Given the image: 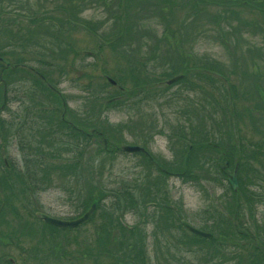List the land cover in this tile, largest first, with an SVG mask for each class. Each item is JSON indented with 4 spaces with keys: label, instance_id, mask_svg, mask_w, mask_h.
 I'll list each match as a JSON object with an SVG mask.
<instances>
[{
    "label": "rangeland",
    "instance_id": "obj_1",
    "mask_svg": "<svg viewBox=\"0 0 264 264\" xmlns=\"http://www.w3.org/2000/svg\"><path fill=\"white\" fill-rule=\"evenodd\" d=\"M14 1L0 0L2 8L0 51H6L11 61L26 60V63L38 68L41 65L34 59L38 57L37 54H44L43 59L48 62L51 70L48 77L58 82L57 89L66 96L68 107L78 113L79 117H84L83 111L92 107L97 112L98 103L94 104V102L100 96L114 94L115 85L108 82L107 77L110 74L124 77L127 60L133 63L138 57L137 60L148 63L147 68L153 70L156 76H159L162 71L173 72L170 64H173L174 71L179 74L182 73L184 64L190 70L187 69L183 82L168 84L167 81L175 76L173 74L164 78L165 83L149 85L148 89L151 92L161 96L158 100L144 99L145 97L139 93L135 98L136 105L130 107L127 103L119 104L118 99L109 100L111 104L106 101L108 108L101 110L100 113V119L105 120V125L111 126V134L114 137L120 134L123 136V139L115 144L118 145L117 148L122 149L127 143L141 145L143 141L155 157L172 163L177 173L180 170L185 174V177L179 176L175 170H170L169 174L161 176L137 154L138 151H122V153L115 152L111 156L107 155L105 167L101 173V182L106 188L111 189L120 188L119 184L123 182V186L133 185L130 194L137 202V206L140 205L138 208L125 210L121 218L125 225L132 228L135 236L127 232L123 236V233L110 229L111 236L105 237V233L100 231L99 226L103 221L101 211L96 212L94 218L91 217L92 219L90 218L75 231L51 232L49 228L44 227L42 219L38 218L39 212L62 219H71L79 212L76 187L69 184L65 180L66 176L57 170L52 175L56 178L54 185L38 191L37 194L35 191H28L27 199L19 196V199L13 202L18 209L17 213L27 215L25 219L29 224L25 226L26 230L29 233L33 232L32 235H19V241L15 243L12 242L16 239L14 236L9 235L10 239L6 236L0 238V255L4 256L2 260L9 259L10 264H142L140 259H137L136 263L129 260V256L137 257L138 250L140 251L139 248L142 246L143 264H177V256L178 260H181L180 257L186 259L184 264H196L201 261L202 257L213 251L212 248L215 245L208 242L197 243L194 237L191 242L183 241L177 245V238L191 239V233L185 228L184 231L179 225L177 215L201 229L205 225L207 227L213 225L211 228L214 231L220 228L224 232L232 233L231 226L234 221L227 206L233 203V198L227 178L238 163V159L241 160L242 157L239 149L237 150V144L242 141L247 145L244 146V150L249 155L250 151L257 150L255 146L251 147L250 143L259 142V136L261 137V132L264 131L262 128L264 123V29L261 30L264 20L258 9L239 6L238 12H235L229 5V11L223 14L224 18L229 19L227 23L223 19H213V16L216 17L227 7L224 4L203 0H198L200 4L195 3V0H159L152 8H149V3L140 0L142 7L145 5L144 7L148 10L144 14L140 12L141 6L128 9L135 27L133 32L127 33L125 29L127 19L121 22L112 17L113 14L109 10L113 9V6L108 10L99 5V1L96 0H17L20 1L17 3ZM71 1H81L80 10L76 8L72 11ZM188 9L202 11L203 13L195 15L201 18L195 19L196 17L192 14L190 20H186ZM69 11H72L70 13L72 18L74 14L78 17L79 23L81 21L89 28L83 27L81 23L76 24L78 26L74 28H72L74 23L67 25L65 21ZM21 15L29 21L41 19L42 24L38 26L28 21H21L25 20L20 19ZM240 17L245 19V23L240 22ZM51 20L57 25H62L61 22L64 21V25L60 28ZM255 22L259 23L260 27L254 30L252 23ZM138 24L143 26L137 33L136 25ZM20 26L22 27L20 29L29 30L32 27L41 31L45 30L43 33L48 39L47 43L56 55L52 54V56L48 52L46 44L39 45L37 42L34 46H27V49H34L32 54L25 56L24 49L19 47L21 53H16L21 56L15 55L13 52L15 47L7 45L6 38L11 36V33H8L9 30H15ZM185 29H187L186 34ZM164 37L165 39L167 37L169 41L163 39ZM181 37L182 42H180ZM116 38L120 40L115 41ZM158 39L165 40V45L161 41V46L158 48L156 46ZM142 41H145L144 47L141 44ZM177 42L178 48L190 58L186 55L182 57L180 51L177 53ZM130 47L136 51L131 50ZM152 56L157 59L151 58ZM161 57L165 60H161ZM200 64L221 67L226 79L215 76L213 73L217 74V71L211 69H209L211 72L198 73L201 68L198 67V70L194 66ZM65 71L68 73L65 74ZM206 78H213L215 84ZM151 79L154 78L151 77ZM9 80L13 82L11 77ZM28 80L18 75L15 83L30 89L29 85L34 84ZM126 84L128 85L127 82ZM230 84L235 90L229 89ZM165 85H168L167 88H164ZM13 92H17L16 86H13L10 91L11 94ZM18 95L22 98L20 90ZM232 103L238 112L237 121L235 118L237 115L233 112L231 114ZM8 105L7 110L0 111L1 117L9 118L15 111L18 112L19 117L25 116V107L18 104V101L12 99ZM54 107L53 101L49 109ZM60 116L61 114L57 117ZM71 117L69 115V118ZM251 117L254 121H251ZM124 124L129 125V128H122L121 131L113 129ZM178 134L190 137L193 143L201 141L202 146H197L201 149H195L191 155L188 154L185 142L179 138ZM6 137L7 146L0 150V156L2 160L7 161L8 167H10L9 162H13L15 167H20L22 165L21 148L8 136ZM206 139L219 141L222 147L220 144L212 146L205 142ZM89 141L90 145L86 149H89L91 153L90 156L85 157L89 156L90 161L96 156L94 149L97 148V144L106 143L99 137H92ZM228 157L232 158L233 164H230ZM259 158L258 154L255 157H249L248 163L261 170L264 176V167L259 162ZM184 163H189L188 170L190 166L192 167L193 176H187L189 171L186 168L183 170ZM85 165L89 164L85 163ZM237 167L239 179V174L241 175L243 171L239 170V163ZM147 173L154 178L158 188H161L166 197L146 193L139 176ZM1 174L4 175V168L0 163ZM251 175L249 173L246 177L248 183L252 182ZM254 182L264 186V180L257 178ZM67 187H71L74 192ZM150 190L153 189L150 188ZM1 197L3 195L0 192V199ZM82 197L86 196L83 194ZM162 199L165 200L162 201ZM150 200H157L158 203ZM255 202L258 203L257 200ZM9 211L11 210L8 208L2 210L0 229L6 233L8 231L18 235L22 225V223H19L20 226L17 225L18 219H13L8 227L2 225L5 218L7 220L17 218L15 213L10 214ZM217 212L220 213V218L219 226L215 228L218 222L215 218ZM115 216L118 215L115 214ZM257 219L264 228L263 203H258L257 211L252 216L250 212L245 211V218L241 220L240 217L242 221L240 227H246L251 221H257ZM15 231L16 233H13ZM231 241L236 243V236L232 237ZM241 243L243 249L250 248V242L244 240ZM167 249L168 254H164V257L162 253H165ZM243 263L244 260L240 258L237 264Z\"/></svg>",
    "mask_w": 264,
    "mask_h": 264
},
{
    "label": "trees",
    "instance_id": "obj_2",
    "mask_svg": "<svg viewBox=\"0 0 264 264\" xmlns=\"http://www.w3.org/2000/svg\"><path fill=\"white\" fill-rule=\"evenodd\" d=\"M96 1H99V5L104 6L106 9L113 6V9L111 10L108 9L110 13L113 14L112 17H115L117 20L121 22L127 19V22L125 23L126 32L127 33L133 32L135 24L130 19L128 9L137 8L138 6L142 7V5L139 2L140 0H96ZM145 1L147 2V4L149 3L148 5L149 8H152L156 3L159 2V0H145ZM203 1H210V2H215L217 4L227 5L224 11H220V14L216 15V17L213 16L214 20L223 19L226 20L228 23L229 19L224 18L223 14L229 11V5L232 7V9L235 12L239 8V6L255 7L258 9V12H260V15L264 17V0H256L257 2H255L254 0H203ZM14 2L17 3L20 1L15 0ZM197 2L198 4L201 3L198 0H195V3ZM80 3L81 1L79 2L71 1L70 9L72 11H74L73 9L76 8L79 9ZM135 3L138 4L136 5ZM144 6L145 5H143L142 10L140 12H144L145 14L146 13L145 11L148 10V8H145ZM72 11H69V15L66 17L65 23L67 25H69V23L71 24L74 23L72 28L78 26L76 24H80V23L83 27L89 28L87 24H84L81 21L79 23L78 17L75 16L74 14H73L74 18H72L70 16V13ZM0 12L2 13L1 7H0ZM200 13L203 12L200 11L199 9L194 11L188 9L185 18L186 20H190L191 16L199 15ZM230 13L234 14L231 11ZM19 17H21L20 19H25L21 21H28L31 24H36L38 26L42 24L41 19L39 20L32 19L29 21L26 20V18H24V16L22 15ZM263 17L261 18L264 20ZM199 18L201 17H196L195 19H199ZM240 19H241L240 20L241 23H245L244 18L240 17ZM51 21L53 24H55L53 20ZM231 22L233 21L231 20ZM61 24L62 25H57V24L55 25L61 28L64 25V21L61 22ZM252 24L254 26V30L258 26L260 27L259 23L255 22ZM142 26L143 25L140 26V24L136 25L138 30L137 33L139 32L140 28H142ZM20 28L22 27L20 26L17 27L15 30H9L8 33H11V36L6 38V44L15 47V49L13 50L15 55H17L18 57L21 56L17 54V53H21L19 47L20 48L22 47L24 49L23 53L25 56L32 54L34 52L33 51L34 49L32 48L27 49V46L30 45L34 46L36 42L39 45L46 44L45 47L48 50V52L51 55L52 54L54 56L56 55V52L52 51V48H50V46L47 43L48 39L46 35L43 33L45 30L41 31L40 29H34L32 27H30L29 30L20 29ZM263 29L264 26H261V30ZM186 30L187 29H185V34L187 32ZM19 36H21L20 39ZM163 39H165V37ZM114 40L119 41L120 39L116 38ZM141 40L142 37L140 41ZM165 40L167 41L168 38L166 37ZM157 41H158L157 43L158 45L156 46L159 48L161 46V41L163 40L158 39ZM164 41H163V45H165ZM182 41L183 38L181 37L180 42ZM141 44L144 47L145 41H142ZM170 47H172L171 43H170ZM130 49L134 50L133 47H130ZM174 49L176 50V48ZM178 51H180L181 53L180 55H182V57L186 55L184 54V52H182V49L180 50L178 48V42H177V53ZM173 52L174 51H172V53ZM0 56L5 57L10 63V65H7L6 63L0 60V111L7 110L9 108L8 104L12 99L18 101V104H22L25 107V116L23 118L19 117V114L16 111L13 112V116L9 118H3L0 116V150L3 149L5 146H7L5 139L7 138L6 136H8L10 140L12 139V142L14 141L16 144H18V146L21 148L20 151L22 153V165L20 167L18 166L15 167L13 165V162H9L10 167H8L7 161L2 160L0 156V163L4 168V175L2 174H1L2 176L0 175L1 176L0 192L3 195V197H1L0 199V214H2V210H4V208H8V210H11L9 211L10 214L15 213L14 215L17 216V218H10L9 220L5 218L4 223L2 225H5L7 227L10 226V224L13 222V219H18V223L16 222L17 225H19V223H22L20 230L18 231L19 233L18 235L11 234L8 231L6 233V231L0 229V235L2 236L0 238H4L6 236V238L10 239L9 235L14 236L16 239L15 241L12 242L15 243L16 241H19V235H23V236H27L30 234L32 235L33 231L29 233L26 230L27 227H25L27 226V224H29L25 219L27 218V215L25 216L24 214H20L19 212L17 213L18 209L13 202L18 200L19 196H24L27 199L29 197L28 191H35L37 194L38 191L44 190L47 187L54 185L56 183V178L53 177L52 175L56 173L57 170H59L60 171L59 173H61L62 175L66 176L67 179L65 180L69 184L76 187L77 189L76 202H77V209L79 210V212L77 216H74L72 218L82 215L91 206V204L96 203L97 204L96 209L91 217L94 218L96 212L101 211L103 213V221L99 226H100V231L105 233V237L108 238L111 236V233L109 232L110 229L117 230L120 233H123V236L125 235L126 232L135 236V234L131 230L132 228L125 225L121 220L122 214L125 210L133 209L135 207L136 208L140 207L139 204L137 206V202L134 201L132 195L130 194L132 193L131 189L133 185L123 186L122 185L124 183L123 182L119 184L121 185L120 188L111 189V188H106L105 185L101 182V173L102 170H104L107 155L111 156L112 154H115V152L122 153L123 151L122 149L117 148L118 145H115L120 141V139H123V136H121L120 134L119 136L114 137L111 134V129H112L111 126L107 124L105 125V120L100 119L101 116L100 113L101 110H104L106 107L108 108L106 101L108 104H111L108 102L109 100L118 99L120 101L119 104L125 105L124 103H127L130 107L136 105L137 103H135L136 101L135 98L138 97L139 93H141L142 96L145 97L144 99H149L150 101L158 100L161 96L159 94L151 92L148 89L149 88L148 86L165 83V79H164L165 77H168L173 74L178 75L179 73H176L173 69L174 68L173 64H170V69L173 70V72L169 73L168 71L167 72L162 71L159 73V76H156L153 70H149V68H147L148 63L137 60L139 59L138 57L136 58L135 61H133V63L127 60L126 72L124 77L123 75H118V77H116L109 73L111 77L114 78L117 82V85L114 86V91H115L114 94H111L110 96H103V95L100 96L97 100H95L96 102H94V104L98 103L97 108L99 109L97 110V112L95 108L92 107L89 108L88 110L83 111L84 117H79L78 113H76L74 110H71L68 106L63 105V101L66 100V96L63 94H59L56 91V85L58 84V82L53 80L51 77H48L49 74L51 73V70L48 62L45 59H43L44 54L39 53L37 54L38 57L34 59L36 62L38 61V63L41 65L40 68H38V66L35 67L29 65L28 63H26V60H22V59L17 61H11L10 58L7 57L6 51L5 52L0 51ZM151 58L157 59V57H153V56ZM163 59L164 58L161 57V60ZM183 67L184 69H182V73H180L182 75V79H179L178 81L172 84L183 82L182 80L184 78V75L186 74V71L188 72V70H190V68H187L186 64H184ZM194 67H197L198 70L199 68H201L200 72L198 73L211 72L209 70L211 69L219 73L217 76L221 77L222 75L223 77H225V74L222 71L223 69L221 67L219 68L218 66H214L212 64L209 65L200 64ZM65 72H66L65 74L68 73L67 71ZM213 74L216 76L215 73ZM18 75L24 77V80L29 79L30 81L29 80L28 81L33 82L34 85L30 84L29 86L31 88L27 89V88H23L21 84H16L15 80ZM10 77L11 79H13V82L9 80ZM151 77L154 79H151ZM206 79L209 82H213L215 84L213 78H206ZM126 82L128 83V85L126 84ZM13 86H16L17 92L15 93L13 92L11 94L10 91L13 88ZM167 86L168 85H165L164 88H167ZM229 87L230 90H235L233 85L230 84ZM19 90L22 93V98L18 95ZM102 99H104V101H102ZM53 101L55 102V107L49 109L51 107V104H53ZM206 105L207 104H205V106ZM232 112L233 114L235 113L237 115V117H235L237 121L238 112L236 108H234L233 103L231 104V114ZM62 113L64 117L61 116L57 117ZM69 115L73 116L74 118H69L68 117ZM36 116L38 117L36 118ZM251 121H254V118L251 117ZM122 128L128 129L129 125L124 124L118 126L117 128L113 127V129L117 131H121ZM262 128L264 130V123ZM178 136L185 142V147L187 149L188 154L191 155V153L194 152L195 149L197 150L201 149V147H197V146H202V144H200L201 141L193 143L190 137L187 138L186 136L179 134ZM92 137L102 138V140H104L106 144H102V145L97 144V148L94 149L96 150V156L89 161L88 157L90 156L91 152L89 149L86 148L90 145L89 140ZM75 138H77V140L74 142ZM78 141H81L82 143L81 142L79 143ZM189 141H191V143L188 144ZM208 141H209L208 139L205 140V142ZM73 144H74V148L76 149L72 147ZM209 144L212 146H219L220 142L212 141ZM220 145L222 147V143ZM141 146L146 148V146L143 144V141ZM244 146L247 145L243 144L242 141H239V144H237V150L239 149V153H241L242 156V157L240 156L241 160L238 159L239 170L243 171L241 175L239 174L238 189L237 191H233L232 188L229 187L232 193L231 195L233 198V203L231 204L232 206L229 205L227 207L234 221L232 222V226H231L232 233L224 232L220 228L214 231L211 228L213 225H210V227H207L205 225L203 229L211 233V237L209 238H205L193 233L190 234L191 239L188 240L185 238H177V245H180V243L183 241L184 243L191 242L192 237H194L197 243L208 242L209 244L215 245V247L212 248L213 251L202 257V260L196 264H237L240 261V258L244 260L243 264H264L263 225L258 223L259 221L257 219V221L256 220L251 221V223L249 225H246V227H240L242 223V221H240V217L241 220L245 218V211L250 212V215L252 216L257 211L258 203L264 204V186L258 184V182H254V179L257 178L264 180V176L261 174V170L257 169V167H254L250 163H248L249 157H255L258 154L260 155L261 158V159L259 158V162L264 167V161L261 162L262 159L264 160V131L261 132V137L259 136V142H255L253 144L250 143V146L251 147L255 146L257 150L250 151L249 155H247L248 153L244 150ZM137 154H139L146 162H148L155 170H157L161 174V176L163 174H169L170 170H175V168L172 166V163H167L166 161H162L161 159L155 157V155H153L154 160H152L148 155H146L141 151H138ZM86 155L89 156L86 158L85 157ZM243 156H245L244 159ZM229 162L230 164H233L232 158L229 159ZM85 163L89 165L86 166ZM188 166L189 163L188 164L184 163L182 167L183 170H185V168L188 170ZM175 171L177 175L185 177V174L181 173L180 170H178V173L177 170ZM188 171L189 172L187 176H193L191 166H190V170ZM94 173L96 174L94 175ZM249 173L250 175L252 174L251 183H248L246 179ZM139 177H140L139 179H141L142 181V186H145L144 189L147 194L153 193L155 196L159 195L166 197V195H163L161 188L160 187L158 188V184L156 183L154 178L149 175V173L144 175L142 174ZM72 181L74 182L73 184ZM93 182L95 184H93ZM150 188L153 189L152 190L153 192L150 190ZM67 189L74 192L71 187H67ZM83 194L86 197H82ZM96 195H98V197H96ZM253 199L257 200L258 203L256 204L255 200ZM164 200L165 199H162V201ZM150 201H152L153 203H158L157 200H150ZM142 203H144V201H142ZM140 212L147 214L146 212L143 211ZM115 214L118 216H115ZM34 217L38 219L36 216ZM214 217L215 216H213L212 218L214 219ZM180 218L181 217L177 215L178 223L181 227H183V225L179 220ZM215 218L218 219V222H216V227H215L217 228L219 226V218H220L219 212H217ZM42 223L43 226L49 228L51 232L75 231L80 229L82 226L79 225L78 227L75 228H62V227H56L50 225L43 220ZM183 230L185 231L184 227ZM13 233H16V231ZM235 236L237 241L236 243L231 241V238ZM244 240L250 242V248H249L250 251H248L249 249L247 250L242 248L241 241ZM139 249L140 251L138 250L137 257L135 258V256H129V260L131 259L136 263V260L140 259L143 264L144 259L142 256H144V253L142 246H140ZM168 249L166 250L165 253L163 252L162 254L167 255ZM187 249L191 250L190 247H187ZM245 251L246 252L248 251V253H245ZM172 256L176 257L175 254H172ZM2 258H4V256L0 255V264L11 263L9 259L2 260ZM178 258L179 257L177 256V264H180L179 262L183 264L185 263L186 261L185 258L180 257L181 260H178ZM109 264H117V263H109Z\"/></svg>",
    "mask_w": 264,
    "mask_h": 264
},
{
    "label": "water",
    "instance_id": "obj_3",
    "mask_svg": "<svg viewBox=\"0 0 264 264\" xmlns=\"http://www.w3.org/2000/svg\"><path fill=\"white\" fill-rule=\"evenodd\" d=\"M181 78V75L175 76L171 79H169L167 82L169 84L179 80ZM109 81L112 84H115V81L113 79H109ZM124 151L127 152H136V151H144L147 153L146 150L142 149V147H140L139 145H125L123 147ZM237 164L235 165L233 172L229 174L228 176V181L229 184L231 185L232 189L234 191L237 190L238 188V182H237ZM96 203L91 204V206L79 217L75 218V219H70V220H65V219H60V218H56L53 216H50L46 213L43 212H39L37 215L39 218L43 219L46 223L53 225V226H57V227H70V228H74L77 227L81 224L86 223L92 216V214L94 213L95 209H96ZM182 224L192 233L202 236V237H210V233L203 231L201 229H198L192 225H190L189 223H187L186 221H182Z\"/></svg>",
    "mask_w": 264,
    "mask_h": 264
},
{
    "label": "flooded vegetation",
    "instance_id": "obj_4",
    "mask_svg": "<svg viewBox=\"0 0 264 264\" xmlns=\"http://www.w3.org/2000/svg\"><path fill=\"white\" fill-rule=\"evenodd\" d=\"M77 140V138L74 139V142ZM80 143V141H78ZM228 179V178H227ZM228 181V180H227Z\"/></svg>",
    "mask_w": 264,
    "mask_h": 264
}]
</instances>
